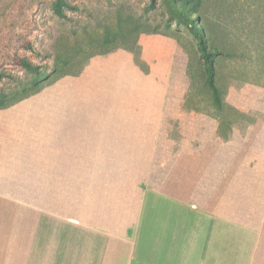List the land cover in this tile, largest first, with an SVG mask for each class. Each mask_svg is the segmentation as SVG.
I'll return each instance as SVG.
<instances>
[{
  "label": "crops",
  "instance_id": "1",
  "mask_svg": "<svg viewBox=\"0 0 264 264\" xmlns=\"http://www.w3.org/2000/svg\"><path fill=\"white\" fill-rule=\"evenodd\" d=\"M138 45L0 115V264H264V82L231 103L247 131H214L179 42Z\"/></svg>",
  "mask_w": 264,
  "mask_h": 264
},
{
  "label": "rangeland",
  "instance_id": "2",
  "mask_svg": "<svg viewBox=\"0 0 264 264\" xmlns=\"http://www.w3.org/2000/svg\"><path fill=\"white\" fill-rule=\"evenodd\" d=\"M65 1L61 6L65 15L60 16L54 0H0V38L45 73L36 76L20 66L4 64L6 76L0 79V92L22 97L64 75L81 73L94 55L126 46H134L137 63L142 65L135 39L155 32L175 38L185 52L181 74L189 83L187 111L196 109L199 120L204 115L212 117L214 131H247L256 121L257 113H245L231 103L253 95L255 83L264 82V0L184 3L194 18H200V31L217 52V85L225 100L222 109L215 106L206 82L198 39L174 14L180 0ZM18 34L29 39L31 47L17 43ZM26 98L0 109V115L8 118L14 105ZM185 131H190V117L185 118Z\"/></svg>",
  "mask_w": 264,
  "mask_h": 264
},
{
  "label": "trees",
  "instance_id": "3",
  "mask_svg": "<svg viewBox=\"0 0 264 264\" xmlns=\"http://www.w3.org/2000/svg\"><path fill=\"white\" fill-rule=\"evenodd\" d=\"M187 0H180V3L174 5V14L177 18L187 25L190 31L196 36L198 39V44L200 48V52L204 58V66L206 70V82L209 85L212 98L215 106L218 109L224 108L225 101L224 95H222L220 88L217 85V64H216V50L209 46V43L205 40V35L201 30L199 25L200 18H194L192 12H189L190 8L187 7L184 3ZM67 4L65 0H54L53 6L55 12L60 15L64 16V12L62 10V5ZM204 30V29H203ZM155 33V32H154ZM139 38V37H138ZM138 38L135 39V46L138 45ZM16 42L20 44H24L26 47H31L29 39L24 38L22 35H16ZM134 47V46H133ZM133 47H124L130 51H134ZM4 64H11L16 65L24 68L26 71L34 73L36 76L44 75V71L41 70V66L37 63H34L27 57H23L16 53L12 48L9 47V44H6L4 41V37L1 36L0 38V79L6 76V72L2 68ZM58 79V78H57ZM57 79L49 82L47 85L52 84ZM46 86V85H45ZM44 86L41 88H37L34 91H29L26 95L22 97H8V94L4 91L0 92V109L9 107L10 105L14 104L15 102L30 96L33 93H37L40 91Z\"/></svg>",
  "mask_w": 264,
  "mask_h": 264
}]
</instances>
